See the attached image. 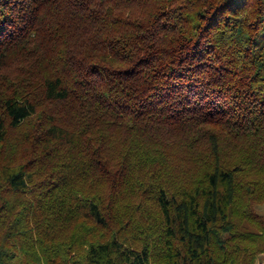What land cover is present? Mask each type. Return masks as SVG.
<instances>
[{
    "label": "trees",
    "instance_id": "trees-1",
    "mask_svg": "<svg viewBox=\"0 0 264 264\" xmlns=\"http://www.w3.org/2000/svg\"><path fill=\"white\" fill-rule=\"evenodd\" d=\"M264 0H0V264H264Z\"/></svg>",
    "mask_w": 264,
    "mask_h": 264
},
{
    "label": "rangeland",
    "instance_id": "rangeland-1",
    "mask_svg": "<svg viewBox=\"0 0 264 264\" xmlns=\"http://www.w3.org/2000/svg\"><path fill=\"white\" fill-rule=\"evenodd\" d=\"M263 260H264V258H263Z\"/></svg>",
    "mask_w": 264,
    "mask_h": 264
}]
</instances>
